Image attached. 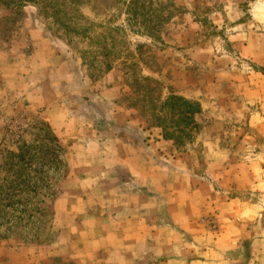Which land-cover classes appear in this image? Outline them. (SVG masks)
Segmentation results:
<instances>
[{"label": "rangeland", "instance_id": "rangeland-1", "mask_svg": "<svg viewBox=\"0 0 264 264\" xmlns=\"http://www.w3.org/2000/svg\"><path fill=\"white\" fill-rule=\"evenodd\" d=\"M2 1L0 164L45 125L61 152L0 264H264V0Z\"/></svg>", "mask_w": 264, "mask_h": 264}, {"label": "trees", "instance_id": "trees-1", "mask_svg": "<svg viewBox=\"0 0 264 264\" xmlns=\"http://www.w3.org/2000/svg\"><path fill=\"white\" fill-rule=\"evenodd\" d=\"M65 1L72 6L81 3V0ZM38 2L39 0H4L1 4L14 10ZM139 4L140 0H134L131 10L133 17L141 14ZM202 112L199 103L172 96L160 107V111L154 116V121L155 125L162 129L165 140L183 146L192 141L193 134L199 130L196 117ZM45 126V129L38 128L42 137L41 146L33 148L25 142L17 152L8 153L0 164V171L7 174L0 186V227L3 226L2 222L8 225V235L23 222V218H17V214L23 212V215L33 218L28 210L17 213L22 205L21 201L16 199L19 196H26L27 201L22 208L27 209V204L31 202L30 197L39 196V190L48 185L49 172L55 169L57 155L61 152L57 138L51 133L50 128Z\"/></svg>", "mask_w": 264, "mask_h": 264}]
</instances>
